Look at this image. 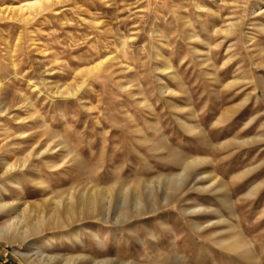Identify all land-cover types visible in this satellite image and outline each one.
I'll list each match as a JSON object with an SVG mask.
<instances>
[{
  "label": "rangeland",
  "instance_id": "rangeland-1",
  "mask_svg": "<svg viewBox=\"0 0 264 264\" xmlns=\"http://www.w3.org/2000/svg\"><path fill=\"white\" fill-rule=\"evenodd\" d=\"M24 1L0 0V175L4 162L25 163L12 177L20 188L0 176L1 200L22 208L134 185L140 211L127 203L120 224L113 206L108 222L76 220L57 231L73 243L81 230L83 244L63 237L52 251L119 264H264V0L6 10ZM176 153L203 158L194 172L215 178L193 184L194 173L163 204L156 181L180 172ZM21 247L0 240V264H28Z\"/></svg>",
  "mask_w": 264,
  "mask_h": 264
},
{
  "label": "bare ground",
  "instance_id": "bare-ground-1",
  "mask_svg": "<svg viewBox=\"0 0 264 264\" xmlns=\"http://www.w3.org/2000/svg\"><path fill=\"white\" fill-rule=\"evenodd\" d=\"M50 1L51 0H26L19 5L7 7L6 10H18L20 12L26 11L30 8L42 7L44 3H49ZM4 9L5 8H3V11ZM192 36L194 37L195 34H192ZM123 44L125 45V43ZM169 69V65L164 68V70ZM1 98L2 95L0 90V100ZM1 113L2 111L0 110V114ZM183 125L190 132L195 129L191 124L184 123ZM21 134H24V132ZM174 156H176V163L180 161V172L160 177L156 181L157 184L161 183L160 185L164 186L162 196L163 204L166 203L170 192L172 193V191L174 192V190L179 188L183 189L184 186L189 183V178L195 173L194 171L196 168L206 162V160L200 157H191L190 160L187 161L184 160V158L179 157L177 153ZM24 164V161L18 164L4 162L1 166L2 173L0 176H8V178H6L8 182L16 188H20L18 178L15 176L16 178L12 179V177L16 170L23 168ZM208 177L213 180L215 175H212V173L207 174L205 172L196 174L193 177V184ZM141 184V182H138L136 183V186H141ZM130 186L121 188L119 184L115 183L110 187L94 190L90 193L87 191L73 189L68 190L65 194L66 196L61 197V199H45L42 205H31L29 203H25L24 206L20 208L15 205V198L11 201L1 200L3 195L2 192H7V189L2 185V183H0V219L2 220L0 222V240L7 242L16 241L23 245V247H21L23 250L22 255L28 264H119L114 262L113 259L93 258L86 256L85 254L62 256L60 253L52 251V249L57 245V242L63 239V237L67 242H70L71 246L83 244V238L86 236L85 232H81V230L74 231L73 239L76 243H72L69 235L61 236L62 234L57 231L58 229L66 227L76 220L95 219L97 217H101L105 222H108L110 218V210L114 207L115 219L113 222L120 224L122 220L128 218V213L126 212L127 203H131L133 208L136 209L135 211H140L142 207L140 195L135 191L134 185L133 187ZM144 186L146 187L147 185ZM209 187L210 186H205L201 189L205 190ZM144 192L147 191L145 190ZM147 196L148 199L151 198L150 193H147ZM212 211L216 214L218 213L216 209H212ZM137 212L135 213L136 215L138 214ZM84 228L87 229V231H90V235H92L93 240L101 246L97 232H95L90 225H85ZM44 231H48V234L38 236ZM232 240H235V238L232 237L231 239L222 240V242L231 247L232 244H234L231 242ZM145 257L146 256H141L139 260L125 259L121 261V264H167L166 258L164 259L166 260L165 262H158L159 260H156L158 258H155L154 260L147 259L142 262V259ZM155 260L157 262H155ZM175 264L187 263L180 258L177 259Z\"/></svg>",
  "mask_w": 264,
  "mask_h": 264
}]
</instances>
